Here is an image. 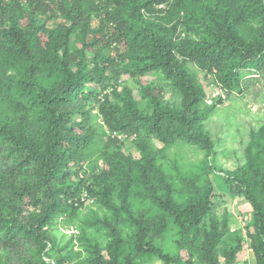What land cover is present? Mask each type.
I'll list each match as a JSON object with an SVG mask.
<instances>
[{
    "label": "trees",
    "instance_id": "obj_1",
    "mask_svg": "<svg viewBox=\"0 0 264 264\" xmlns=\"http://www.w3.org/2000/svg\"><path fill=\"white\" fill-rule=\"evenodd\" d=\"M59 16L62 21L57 26L48 25ZM186 23L199 29V40H174L178 27ZM114 42L126 50L118 55ZM136 59L143 63H130ZM188 62L209 71L215 64L226 67L224 81L231 90H241L245 76L264 74V0H0V151L20 152L19 168L23 161H34L39 168L37 183L32 185L16 183L15 178L7 182L5 168L0 167V246H25L38 256V264H48L42 253L56 240L47 226L60 212L62 197L75 209L82 189L80 183L57 182L66 172L82 169L94 154L91 148L99 136L88 120L87 104L99 107L112 131L127 135L155 130L165 119L179 120L186 124L179 134L211 150L206 135L193 126L200 114L207 116L210 110L198 107L199 91L183 66ZM248 67L255 72L247 71ZM134 69L157 72L181 85L186 110L165 106L160 86L145 88L154 103L153 114L139 109L130 89L125 90L122 109L111 95H120L123 74ZM40 121L43 130L37 132ZM255 139L249 163L229 176V182L232 193L244 196L254 207L255 231L250 234L258 263L264 264V195L260 190L264 187V137ZM110 142L118 144V139ZM129 181L122 188V209L110 203L103 191L105 203L116 213L112 219L98 218L95 223L109 229L112 240L105 248L90 243V264H123L121 256L127 246L123 213L134 224L136 251H156L148 237L158 213L134 216L128 202ZM177 189L180 201L169 182L164 198L156 192L153 196L166 215L172 214L174 222L195 237L216 194L211 183L197 185L191 180ZM33 204L41 210L25 213ZM222 235L217 229L206 234V264H221L216 252ZM14 239L24 243L18 246L19 242L12 243ZM70 258H59V264ZM234 263V255H229L226 264ZM0 264L6 263L0 260Z\"/></svg>",
    "mask_w": 264,
    "mask_h": 264
},
{
    "label": "rangeland",
    "instance_id": "obj_2",
    "mask_svg": "<svg viewBox=\"0 0 264 264\" xmlns=\"http://www.w3.org/2000/svg\"><path fill=\"white\" fill-rule=\"evenodd\" d=\"M61 21L62 17L59 16L50 20L48 25L57 26ZM199 33L192 23H186L178 27L174 40H199ZM118 45L113 43L120 55L126 47ZM136 62L143 63L139 59L130 61L133 65ZM183 66L191 74V84L199 91L198 107L210 110L207 116L200 114L193 126L206 135L211 150L179 134V130L186 127L179 120L165 119L155 130L146 128L140 135H127L112 131L98 106L85 105L88 120L99 136L91 148L94 154L82 165V169L66 172L68 174L57 182L59 185L80 183L82 189L75 198V209L67 206L66 199L62 197L60 212L47 226V231L56 240L55 244L49 242L42 253L48 264H59V258L66 255L71 256L67 264H90L93 260L90 243L100 248L110 244L112 237L109 229L95 223L98 218L112 219L116 213L112 206L105 203L103 191H106L105 196L110 203L122 209V188L129 180L128 202L134 216L149 214L152 217L158 213L148 237L152 239L156 251H136L134 224L129 215L123 213V238L127 242L121 256L123 264H206L203 251L206 234H213L215 229L223 231L216 252L221 264L227 263L229 255H234V264H259L250 234L255 231L254 207L244 196L232 193L229 176L249 163L248 153L255 138L264 137V74L256 73L253 78L245 76L241 79V90H231L224 81L226 67L215 64L209 71L193 62L183 63ZM247 71L255 72L250 67ZM155 86L162 88L161 101L165 106L176 111L186 110L185 92L181 85L165 80L157 72L146 74L137 69L123 74L119 85L120 95L112 94L111 100L119 102L123 109L125 102L122 98L125 90L130 89L139 109L153 114L154 103L145 95V88L154 89ZM77 117L82 119L80 114ZM42 128V122H37V132ZM111 138H117L118 144H111ZM20 158V152L0 151V167L5 168V180L9 182L15 178L16 183L35 185L39 175L38 165L34 161H23V168H19ZM78 170V174L74 173ZM190 180L197 185L211 183L216 194L214 205L206 220L198 225L199 231L195 237L186 228L178 226L172 214L166 215L167 212L153 196V192H156L164 198L169 182L174 188L173 196L179 200L177 187ZM260 190L264 193V187ZM32 191L38 193L36 189ZM39 210L40 207L33 204L25 213ZM18 240L14 239L12 243ZM22 243L21 239L18 246ZM13 246H0V260L3 263L38 264V256H33L31 250L28 251L25 246L22 249Z\"/></svg>",
    "mask_w": 264,
    "mask_h": 264
},
{
    "label": "clouds",
    "instance_id": "obj_3",
    "mask_svg": "<svg viewBox=\"0 0 264 264\" xmlns=\"http://www.w3.org/2000/svg\"><path fill=\"white\" fill-rule=\"evenodd\" d=\"M162 6V5H161Z\"/></svg>",
    "mask_w": 264,
    "mask_h": 264
}]
</instances>
